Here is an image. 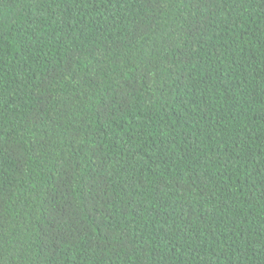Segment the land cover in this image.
Wrapping results in <instances>:
<instances>
[{"label": "trees", "instance_id": "1", "mask_svg": "<svg viewBox=\"0 0 264 264\" xmlns=\"http://www.w3.org/2000/svg\"><path fill=\"white\" fill-rule=\"evenodd\" d=\"M0 264H264V0H0Z\"/></svg>", "mask_w": 264, "mask_h": 264}]
</instances>
